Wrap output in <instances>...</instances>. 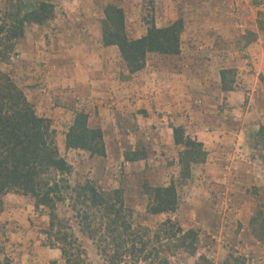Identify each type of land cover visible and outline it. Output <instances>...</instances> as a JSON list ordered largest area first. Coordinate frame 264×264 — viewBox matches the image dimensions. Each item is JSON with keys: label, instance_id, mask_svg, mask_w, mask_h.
I'll list each match as a JSON object with an SVG mask.
<instances>
[{"label": "rangeland", "instance_id": "obj_1", "mask_svg": "<svg viewBox=\"0 0 264 264\" xmlns=\"http://www.w3.org/2000/svg\"><path fill=\"white\" fill-rule=\"evenodd\" d=\"M40 2L53 5L51 18L40 25H26L23 37L16 42L15 54L0 63V69L21 88L36 114L50 120L59 154L71 165L69 184L88 181L101 191L119 189L135 226L154 230L169 217L184 230H195L196 254L179 252L170 258V264H196L201 255L213 264L233 258L264 264V244L255 240L249 227L253 216H264V151L256 148L251 139L238 145L242 152L231 142H216L209 147L205 144L204 163L192 165L190 177L181 180V148L166 144L165 140L155 144L153 124L148 122L139 128V110L128 112L121 119L120 104L107 96L101 100L97 97V101L109 110L118 109L115 122L106 114L99 115L96 109L87 114L89 126L100 128L103 133L105 155L90 156L81 150L66 149L65 134L75 113H87L85 104L92 102L94 96L73 95L69 86L57 84L48 74V69L60 59L68 63L72 59H111L110 64L94 71L105 78L106 73L112 74L110 81L128 85L141 81L149 87L145 84L152 79L175 80L177 86L179 75L197 70L198 77L186 89L191 101L187 108L182 107L183 115L178 116L185 123V133L193 136L190 130L198 123L196 129L212 138L220 130L235 136L245 126L248 132L244 135L249 138L250 125L255 129L257 123H264V29L259 26L264 24V0H0V10L15 11L21 6L22 12L27 13ZM108 5L123 11L126 32L133 39L144 35L150 21L160 28L181 19L180 53L149 54L143 68L145 75L131 77L118 49L105 47L101 41L103 12ZM248 32L257 38L245 44ZM212 59L213 65L209 64ZM86 64L94 69L93 64ZM219 68L232 71L228 75L232 80L230 91H220ZM159 69L164 71L163 76L155 74ZM64 76H69L68 71ZM114 84L111 89L118 88ZM147 115L144 110L143 116ZM173 121L177 123V119ZM132 153L139 160L125 159ZM171 182L177 192L175 213H148V187ZM9 194L7 207H3L8 216L0 220V264H64L59 250L46 245L47 211L35 209L30 197ZM57 215L71 226L87 261L106 264L93 242L79 231L67 203L58 206Z\"/></svg>", "mask_w": 264, "mask_h": 264}, {"label": "trees", "instance_id": "obj_2", "mask_svg": "<svg viewBox=\"0 0 264 264\" xmlns=\"http://www.w3.org/2000/svg\"><path fill=\"white\" fill-rule=\"evenodd\" d=\"M52 14L53 5L48 2L38 3L27 13L22 12L21 6L15 11L0 10V63H6L15 54L16 42L23 37L26 25H40ZM103 14L102 44L118 49L129 74L141 71L149 54L176 56L180 53L181 19L160 28L150 21L144 35L133 39L126 32L120 8L108 5ZM259 26L264 29V24ZM256 38L248 32L245 44ZM231 73L230 69L220 71L223 91L231 90L232 80L228 79ZM256 140L264 151V125L259 127ZM173 142L181 148L179 177L188 179L191 166L205 161L206 151L182 127L173 128ZM64 146L90 156L105 155L103 133L100 128L89 126L84 112L75 113L65 134ZM132 154L125 159L139 160ZM71 170V165L59 154L56 131L50 120L36 114L21 88L0 69V213L7 194L30 197L35 209L47 211L46 245L59 250L64 264H90L71 226L57 215L58 206L65 203L74 214L79 231L93 242L106 264H170V258L179 252L196 254L195 230H184L169 217L154 230L135 226L119 189L101 191L88 181L71 186L67 178ZM148 188V213H175L178 203L173 182ZM249 227L255 240L264 244V216L261 213L253 216ZM196 264L213 263L201 255ZM223 264L250 263L244 258H233Z\"/></svg>", "mask_w": 264, "mask_h": 264}, {"label": "crops", "instance_id": "obj_3", "mask_svg": "<svg viewBox=\"0 0 264 264\" xmlns=\"http://www.w3.org/2000/svg\"><path fill=\"white\" fill-rule=\"evenodd\" d=\"M64 1H71V0H64ZM259 47H261L260 44ZM63 60L64 59H60L56 63L55 67L48 69L49 72L48 74L53 75L52 79L55 82L56 81L59 82L57 84H61L63 86H69L68 91L72 92L73 95L81 96L83 94H88V95L91 94V96H94L92 102L85 104V106H87V108L85 109V111L87 112L86 114H90L91 113L90 110L96 109L97 113L99 112V115L106 114L108 115L109 120H111L112 123L115 122V119H117L118 116L116 114L119 112L118 109H116L115 111L109 110L101 106L100 104L101 101L100 103H98L97 101V97L99 99L100 97L102 98L105 97L106 99L107 96H109L111 100H113V98L116 99L114 103L118 102L120 104V108L123 109V114H121V119H123L122 118L123 116H125L126 118L128 112L139 110V113L136 112V116L139 117V119H137V122L140 125L139 128H142L143 127L142 125H145L148 122L150 124H153L152 126L154 130L153 140L155 141V144H161V142L165 140L166 144L176 146L173 142V128L182 127L185 130V123H183V121L180 120L178 116L183 115V109L187 108L188 103L191 101V97L189 96L186 89L190 87L191 80L198 77V75L196 74L197 70L194 73L191 70L184 71L183 74L178 76L179 78L177 81L179 83L177 86H175V80L173 82H169V80H164L160 82L159 80L152 79V81L148 80V82L145 84L149 87L146 86L144 87V84L141 83V81L128 85L125 84L124 82L110 81V76H112V74L108 76V73H106L107 78H105L99 72L94 71L95 69H98L100 65L106 66V64H110L111 59H76V60L72 59V63L70 62L68 63L67 61H63ZM186 60L187 63H190L189 61L190 59H186ZM49 61L51 60L49 59ZM85 62L86 63L88 62L89 64H93L94 69L87 66ZM213 63H214V59H212V61L209 62V64L211 65H213ZM107 68L111 69L112 67H109V65H107ZM222 69L223 68H219V71H221ZM67 71L69 76H64ZM78 72H82L81 75H78ZM163 72L164 71H162V69L161 70L159 69L155 74L157 75L161 74V76H163L164 75ZM201 72L204 74V71ZM139 74H141V76L145 75L144 70L142 69L139 72L130 74V76L136 77ZM54 75H56L57 77H55ZM217 79H218L217 82H219L218 84H220L219 72L217 74ZM112 82L115 83L114 85H116V87L118 88L111 89L113 88V86L111 85ZM49 86L50 85H48V87ZM198 88L199 86L195 87V89ZM105 90L108 91L105 92ZM220 91L222 93L226 92L221 90V88ZM178 102L180 104H176ZM182 107L184 108L182 109ZM144 110H147L148 113V115L145 117L143 116ZM174 115L175 118H172ZM176 119H177V123H174L173 120ZM114 125L115 124H113V126ZM261 125H264V123L262 122L257 123V125L254 127L255 129H252V125H250L252 135L249 136V138H246V135H244V133L248 132L247 131L248 128L247 127L245 128V126H241L240 128L238 127L239 130L237 131V133H235V136H232L231 134L229 136V133H227L226 130H220L218 133L219 135L213 138L206 134H202L199 130H197L196 127H198V123L194 125V128L192 130L190 129L189 130L193 132V136H191V138L201 143L203 145V149L205 144L207 143L209 147V145L213 146L214 144H216V142H220L221 144L224 145L227 144L228 142H231L230 144H233V146L237 151L239 150L242 152L243 148H239L238 145H242L244 142H246L245 140L247 139L248 140L251 139L253 145L256 148H261L257 145V140H256V134ZM114 138L115 136H113V139ZM203 138H205L206 142L203 140ZM9 195L10 194H7L3 198L4 208L7 207L6 198H8ZM12 214H13V210L12 213H10L9 215ZM7 216H8L7 209H5V211H3L0 214V220L6 219Z\"/></svg>", "mask_w": 264, "mask_h": 264}]
</instances>
